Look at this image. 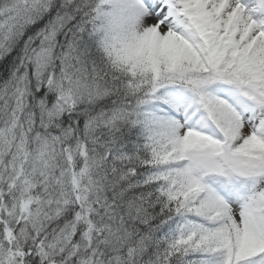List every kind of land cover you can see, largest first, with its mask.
Segmentation results:
<instances>
[{"label":"snow or ice","instance_id":"snow-or-ice-1","mask_svg":"<svg viewBox=\"0 0 264 264\" xmlns=\"http://www.w3.org/2000/svg\"><path fill=\"white\" fill-rule=\"evenodd\" d=\"M0 264H264V0H0Z\"/></svg>","mask_w":264,"mask_h":264}]
</instances>
